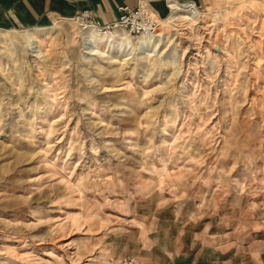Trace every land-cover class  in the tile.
Masks as SVG:
<instances>
[{
	"label": "rangeland",
	"instance_id": "1",
	"mask_svg": "<svg viewBox=\"0 0 264 264\" xmlns=\"http://www.w3.org/2000/svg\"><path fill=\"white\" fill-rule=\"evenodd\" d=\"M174 15L147 38L90 34L100 55L74 19L0 31V264H119L152 216L156 259L183 233L206 261L218 243L256 264L264 0Z\"/></svg>",
	"mask_w": 264,
	"mask_h": 264
},
{
	"label": "crops",
	"instance_id": "2",
	"mask_svg": "<svg viewBox=\"0 0 264 264\" xmlns=\"http://www.w3.org/2000/svg\"><path fill=\"white\" fill-rule=\"evenodd\" d=\"M159 18L168 12L166 1L175 5L194 3L200 7L208 6L213 0H143ZM121 5L134 6V0H0V31L16 29H46L58 20H72L81 12L87 11L95 23L106 24L117 18L116 7ZM151 228L142 239L143 251H138L136 257L144 264H235L226 263L225 251L219 244L211 247V257L208 261L201 255L202 245L187 246L179 233L173 240V246L160 253L161 259H156V218H150ZM172 242V241H171ZM170 242V243H171ZM209 249V246L207 247ZM256 264H264V249L256 252L253 257ZM233 260V259H232ZM232 262V261H231Z\"/></svg>",
	"mask_w": 264,
	"mask_h": 264
},
{
	"label": "built area",
	"instance_id": "3",
	"mask_svg": "<svg viewBox=\"0 0 264 264\" xmlns=\"http://www.w3.org/2000/svg\"><path fill=\"white\" fill-rule=\"evenodd\" d=\"M134 6L121 5L116 7L117 18L106 24L95 23L87 11L81 12L74 20L85 24L97 30L101 34H109L113 31L126 33L129 37L147 38L156 34L163 21L173 12L188 13L197 16L201 7L194 3H185L175 5L171 1H166L168 12L165 18H159L143 0H134ZM119 264H144L136 257L124 256L120 259Z\"/></svg>",
	"mask_w": 264,
	"mask_h": 264
},
{
	"label": "bare ground",
	"instance_id": "4",
	"mask_svg": "<svg viewBox=\"0 0 264 264\" xmlns=\"http://www.w3.org/2000/svg\"><path fill=\"white\" fill-rule=\"evenodd\" d=\"M173 18H174V20H178V19H180V18H182V19H187V20H193V19H196V16H194V15H190V14H188L187 13V15H186V17H179V18H175V15L173 16ZM117 32H120V31H113V32H111V33H109V34H101V33H99L97 30H95V29H93V28H90V27H85V29H84V32L82 33V35L84 36V38H86L87 40H88V42L90 43V45H89V50H87L89 53H90V55H100L101 53H100V51H99V46H98V42H96V39H94L93 38V36H91L90 34H92V35H101V37L102 38H108V39H112L113 38V36H111V35H113V34H115V33H117ZM121 33H124V32H121ZM125 34V35H124ZM123 35H122V37L123 36H126V33H124ZM117 34H115V36H116ZM119 35H121V34H119ZM116 36V38H118V39H121L122 37H120V36ZM29 36H31L30 37V39H33L34 41L33 42H38V40H37V38L36 37H34V36H32V35H29ZM103 36H107V37H103ZM120 37V38H119ZM129 37V36H128ZM124 38V37H123ZM142 44V43H141Z\"/></svg>",
	"mask_w": 264,
	"mask_h": 264
}]
</instances>
